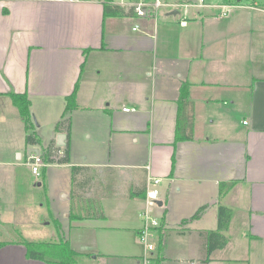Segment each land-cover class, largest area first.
I'll use <instances>...</instances> for the list:
<instances>
[{
  "label": "crops",
  "instance_id": "crops-1",
  "mask_svg": "<svg viewBox=\"0 0 264 264\" xmlns=\"http://www.w3.org/2000/svg\"><path fill=\"white\" fill-rule=\"evenodd\" d=\"M135 1L0 0V158L16 153L26 161L49 146L52 162L70 167L67 232L55 242L68 240L80 264H141L137 232L151 177L160 178L153 263L264 264V9L238 1L221 15L206 0H174L162 17L137 16ZM187 3L194 11L180 26L178 5ZM184 82L192 138L175 140ZM73 91L76 108L62 117ZM9 92L27 94L39 144L25 143ZM75 118L85 121L88 138L101 136L103 161L61 160ZM141 150L144 163H122ZM125 166L137 172L117 169L123 188L106 193L107 179L96 171ZM72 167H80L74 176ZM221 181L233 185L219 200ZM75 199L80 213L70 218ZM219 204L233 211L228 242L207 252L204 233L216 230ZM0 264L45 262L27 258L22 242L0 247Z\"/></svg>",
  "mask_w": 264,
  "mask_h": 264
},
{
  "label": "rangeland",
  "instance_id": "rangeland-1",
  "mask_svg": "<svg viewBox=\"0 0 264 264\" xmlns=\"http://www.w3.org/2000/svg\"><path fill=\"white\" fill-rule=\"evenodd\" d=\"M147 1L153 2L154 0ZM172 1L174 0H159L160 6L157 8V14L160 17L164 16L169 8L164 4ZM196 1L200 4L199 0ZM206 1L211 5V10L221 11L223 9L221 5L209 0ZM217 1L222 5L235 4L238 1L246 4L256 2L257 6L264 9V0ZM191 7L194 6L178 8L177 17H181L185 12L186 16L190 17L194 11ZM226 10L232 11L234 7H227ZM254 38H256V35L253 36ZM241 119L242 116H239L238 120L241 121ZM34 124L36 125L35 122ZM212 127L214 128V126ZM205 128H211L210 123H207ZM49 130V127L42 128L39 134L46 139L50 134ZM102 145H104L102 138L97 136V131H92V136L88 138L85 121L75 118V128L72 132L70 144H68L70 162L75 164L83 161L88 163L90 161H103L105 150ZM143 153L144 151L141 150L137 155V159H133V161L124 160L122 163H127L131 167L135 162L144 163L145 153ZM61 154L64 155V152ZM107 161L105 159V162ZM111 161L116 162L117 160L111 158ZM25 162L24 155L18 160L16 159V153L14 155L9 154L8 158H0V243L4 245L24 241L55 242L58 240L59 234L62 236L63 232H67L65 227L67 219L65 216L69 210L70 167L65 162L48 163L46 166L44 165L45 167L40 166L39 176L37 177L32 174L31 166ZM130 166L116 168L115 170L103 167L99 172L96 171L97 175L99 174L107 179L105 184L106 193H111L116 188H123L119 180L116 179L118 170L122 175L135 174L137 171ZM76 199L70 214L80 213L79 207L77 208L80 203ZM56 219L61 220L64 226L58 227Z\"/></svg>",
  "mask_w": 264,
  "mask_h": 264
},
{
  "label": "trees",
  "instance_id": "trees-1",
  "mask_svg": "<svg viewBox=\"0 0 264 264\" xmlns=\"http://www.w3.org/2000/svg\"><path fill=\"white\" fill-rule=\"evenodd\" d=\"M133 10V8H132ZM189 84L182 83L179 90L178 99V112H177V124L175 129V140H186L192 138V120L187 119L184 116V105L187 102V91ZM75 91H73L67 98V103L63 112L65 116L70 110L76 108ZM9 96L12 104L18 109L20 118L23 120L25 125V130L27 132L25 136V143L27 145H35L40 143V138L35 131V124L30 113V100L25 93H15L9 92ZM62 120L58 121L55 130L58 131L60 125H62ZM186 128H189V133L186 132ZM44 163H50L55 159L51 155L50 147H45L40 153ZM68 147L65 150V156L61 160L67 161L69 158ZM80 167H72V174H76ZM74 181V179H73ZM232 182L219 183L218 189V199L224 195V193L232 186ZM208 207L207 204L200 206L195 213L190 217V219H195L199 217L202 212ZM232 209L223 204L218 205L217 211V228L216 230H210L205 232L208 236L207 241V252L215 248H222L228 242V236L225 234L230 219L232 217ZM70 218L75 217V215L70 214ZM186 221V219L184 220ZM216 238V242H212V238ZM4 244L0 243V247ZM23 245L25 247L26 257L29 259H36L45 262V264H80V257L82 254L73 250L68 242V240L61 239L58 242H32L24 241ZM152 260H154L152 258ZM158 264V263H153Z\"/></svg>",
  "mask_w": 264,
  "mask_h": 264
},
{
  "label": "built area",
  "instance_id": "built-area-1",
  "mask_svg": "<svg viewBox=\"0 0 264 264\" xmlns=\"http://www.w3.org/2000/svg\"><path fill=\"white\" fill-rule=\"evenodd\" d=\"M63 1H72V0H63ZM200 3H203L204 0H199ZM191 4H179L180 7H189ZM160 6L159 0H154L149 2L147 0H136L132 3V7L137 16H145L146 14L156 15L157 8ZM194 6V5H193ZM228 5H222L223 9L220 11L221 15H226ZM186 13V12H185ZM183 14L181 20H179L180 26H185L187 24L186 14ZM246 123V121H243ZM26 164L31 166V172L35 176H39L40 166H44L45 163L41 157L40 153H30L26 158ZM160 183V178L151 177L147 181L144 202L146 207L141 212V226L137 232V237L139 242L144 246V253L140 257L141 264H153L152 257L150 252L154 249L153 239L157 232V229L161 226L159 218H157L152 210V207L157 205L159 199V189L158 185Z\"/></svg>",
  "mask_w": 264,
  "mask_h": 264
},
{
  "label": "water",
  "instance_id": "water-1",
  "mask_svg": "<svg viewBox=\"0 0 264 264\" xmlns=\"http://www.w3.org/2000/svg\"><path fill=\"white\" fill-rule=\"evenodd\" d=\"M175 13V12H174ZM63 139H64V134H58L57 135V143L59 144V145H62L63 144ZM32 151H34L35 153H38V150H36V149H33ZM159 204V203H158Z\"/></svg>",
  "mask_w": 264,
  "mask_h": 264
}]
</instances>
